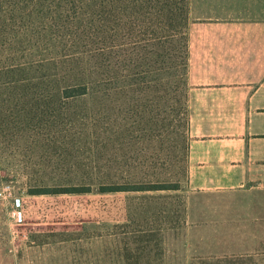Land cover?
<instances>
[{
  "label": "rangeland",
  "instance_id": "1",
  "mask_svg": "<svg viewBox=\"0 0 264 264\" xmlns=\"http://www.w3.org/2000/svg\"><path fill=\"white\" fill-rule=\"evenodd\" d=\"M99 1L102 0H0V76L6 79L14 77L21 81L26 78L25 74L40 75L38 61L63 55L61 42L66 37L59 34L63 27L59 25L62 28H58L56 23L68 19L69 26L77 27L74 25L76 18H83L84 12L89 13L86 14L88 17L90 13L97 14L102 10L105 14L115 15L113 2L101 4ZM159 1L165 6L172 4L173 8L186 9L188 20L185 33L189 42V53L192 37L215 35V29H198L193 32L194 29L189 27V0L186 4L185 0L184 3L181 0ZM172 13L174 16L170 14L169 18L163 17L152 23L182 25L181 11ZM84 37L81 32L77 35V39ZM142 37L144 36L139 35V38ZM42 76L32 77L37 80L30 83L29 90H25L27 94L22 92L23 82H17L14 88L0 84V185L11 186V199L0 200V264H8L4 261L8 248L18 235L22 236L20 229L35 221L32 218L39 217L31 214L55 212L60 214L57 216L59 218H74L75 216H70L71 213L103 211L128 214V227L133 230L128 237L129 242L139 241V231L142 229H155L157 232L162 230L160 233L166 235L170 244L185 245L184 264H187L188 245L192 258L190 264H201L203 260L200 258L205 253L210 259L207 264H217L213 252L219 254L218 264H232V248L241 250L248 244V235L245 232L248 228L247 214L262 212L263 205L258 201L264 200V192H251L248 188L229 186L198 187L200 181H195L189 170L190 151L188 161L185 162L187 176L178 191L100 194L94 189L90 194L31 195L30 187L35 183L29 184L28 175H32L35 181L43 177L45 185H52L48 174L52 171L63 169L61 172L65 174L66 169H70L72 172L69 174L76 178L79 170H87L92 166L89 143H83L85 138L82 141L77 140L80 146L83 143L78 152L77 148L70 147L65 139L55 134L63 127L62 123H58L60 118L56 115L66 113L73 118H84L87 103L72 101L70 107L65 105L60 98L61 86L41 87L42 84H37ZM187 90L189 101V81ZM20 97L21 100L26 99V102H19ZM9 113L13 116L4 118ZM39 125L40 128L36 129ZM190 128L189 110L188 137L191 146ZM37 134L39 136L35 138ZM181 167L182 162H179L173 169L179 171ZM13 200L17 202L14 210L17 217L12 221L9 219V204ZM253 222L257 227L260 226L258 221ZM258 237L252 236L251 239ZM175 254L176 260L169 258L168 262H164L154 256L152 263L146 264H183L179 261L183 252Z\"/></svg>",
  "mask_w": 264,
  "mask_h": 264
},
{
  "label": "trees",
  "instance_id": "2",
  "mask_svg": "<svg viewBox=\"0 0 264 264\" xmlns=\"http://www.w3.org/2000/svg\"><path fill=\"white\" fill-rule=\"evenodd\" d=\"M158 1H99L113 2L115 15L102 10L88 17L84 12L83 18H76L77 27L69 26L68 19L56 23L63 27L59 34L67 38L61 42L63 55L38 61L40 75L25 74L21 81L0 76V84L7 87L23 82L22 92L27 94L25 90L37 80L32 77L43 75L37 84L61 86L65 105L70 107L72 101L88 105L84 118L56 115L63 127L55 134L78 152L88 142L92 166L79 170L76 178L70 169L65 174L63 169L52 171L48 173L52 185H45L43 177L35 181L28 175L29 184L35 183L31 195L180 190L190 151L188 13ZM179 10L182 25L152 23ZM80 32L83 39H77ZM83 138L80 146L77 140ZM179 162L182 167L175 171Z\"/></svg>",
  "mask_w": 264,
  "mask_h": 264
},
{
  "label": "crops",
  "instance_id": "3",
  "mask_svg": "<svg viewBox=\"0 0 264 264\" xmlns=\"http://www.w3.org/2000/svg\"><path fill=\"white\" fill-rule=\"evenodd\" d=\"M189 1L193 32L215 29V35L190 41L189 170L198 187L264 192V0ZM258 203L263 210L247 214L248 244L233 246L232 264H264V200ZM31 215L39 217L20 229L22 236L8 248V264H146L154 256L176 260L181 251L179 261L186 263L185 245L170 244L162 230L142 229L139 241L129 242L127 213ZM212 255L218 264V252ZM200 260L210 259L205 253Z\"/></svg>",
  "mask_w": 264,
  "mask_h": 264
},
{
  "label": "built area",
  "instance_id": "4",
  "mask_svg": "<svg viewBox=\"0 0 264 264\" xmlns=\"http://www.w3.org/2000/svg\"><path fill=\"white\" fill-rule=\"evenodd\" d=\"M10 190H11V186L8 184L5 185H0V200L1 199H11L10 198ZM17 207V202L16 201H11L9 204V218L13 221L14 219H16V215L14 213V210Z\"/></svg>",
  "mask_w": 264,
  "mask_h": 264
}]
</instances>
